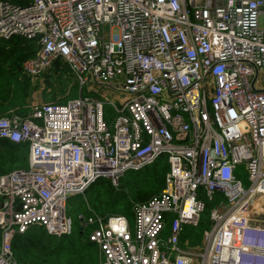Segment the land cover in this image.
<instances>
[{
  "label": "built area",
  "instance_id": "obj_1",
  "mask_svg": "<svg viewBox=\"0 0 264 264\" xmlns=\"http://www.w3.org/2000/svg\"><path fill=\"white\" fill-rule=\"evenodd\" d=\"M36 36L23 74L61 60L78 96L0 118L28 164L0 175V264H19L11 243L32 228L71 235L69 197L160 156L162 190L131 218L80 217L99 264H264V0H0V38ZM93 87L116 98L83 96Z\"/></svg>",
  "mask_w": 264,
  "mask_h": 264
},
{
  "label": "trees",
  "instance_id": "obj_2",
  "mask_svg": "<svg viewBox=\"0 0 264 264\" xmlns=\"http://www.w3.org/2000/svg\"><path fill=\"white\" fill-rule=\"evenodd\" d=\"M3 1L22 5L29 3V0ZM38 50V36L33 39L0 38V118L23 117L29 112L28 103L31 91L35 89V81L19 69ZM41 81L42 87L46 88L42 95L43 103L61 105L77 97V87L61 60L46 72ZM26 151V146L22 144L0 139V175L26 167ZM128 172L119 180L118 186L114 187L108 180H97L82 195L76 197L100 217L124 215L130 218L135 204L145 202L149 197L160 193L167 165L165 158L160 156L146 168ZM210 207V204H206L200 224L191 229L190 245H199L203 233L209 230ZM80 230L81 224L76 233L56 237L48 235L42 229L32 228L13 239V257L19 264H99L97 247L89 243L85 231Z\"/></svg>",
  "mask_w": 264,
  "mask_h": 264
},
{
  "label": "rangeland",
  "instance_id": "obj_3",
  "mask_svg": "<svg viewBox=\"0 0 264 264\" xmlns=\"http://www.w3.org/2000/svg\"><path fill=\"white\" fill-rule=\"evenodd\" d=\"M71 79L77 87V96H78V83L74 80L72 75H71ZM41 82H42L41 80L35 81V89L33 88L32 89L33 91H31V97L29 99V102H42V95L46 88L42 87ZM93 88L95 89V92H91V93L87 92L86 90H83L82 92L83 96L100 98L101 101H105L104 97L107 100H113L116 98V95L109 94L108 90L103 87H99V88L93 87ZM104 108H105V112L108 114L109 119H112L113 111L111 107L108 105H105ZM27 169H28V164L26 165V167L24 166L23 169L21 170H27ZM238 178L242 182L243 186L246 187L248 184L246 173L242 171L238 175ZM76 196L77 195L69 197L67 204H66V214L71 219L73 233H76L78 229L80 228V217H87L88 215L86 203H81L78 197ZM90 229L91 227H88L85 230L84 234L87 235ZM190 231L191 229H187V232H188L187 235H189ZM164 235H167V230L165 231Z\"/></svg>",
  "mask_w": 264,
  "mask_h": 264
},
{
  "label": "water",
  "instance_id": "obj_4",
  "mask_svg": "<svg viewBox=\"0 0 264 264\" xmlns=\"http://www.w3.org/2000/svg\"><path fill=\"white\" fill-rule=\"evenodd\" d=\"M19 71H21V68L19 69ZM80 232H82V230H80Z\"/></svg>",
  "mask_w": 264,
  "mask_h": 264
}]
</instances>
